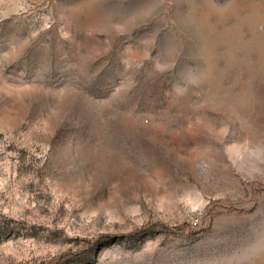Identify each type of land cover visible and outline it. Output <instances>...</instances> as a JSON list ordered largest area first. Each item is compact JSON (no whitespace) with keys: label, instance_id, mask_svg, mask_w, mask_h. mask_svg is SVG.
Returning <instances> with one entry per match:
<instances>
[{"label":"rangeland","instance_id":"obj_1","mask_svg":"<svg viewBox=\"0 0 264 264\" xmlns=\"http://www.w3.org/2000/svg\"><path fill=\"white\" fill-rule=\"evenodd\" d=\"M0 264H264V0H0Z\"/></svg>","mask_w":264,"mask_h":264}]
</instances>
